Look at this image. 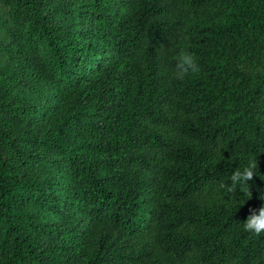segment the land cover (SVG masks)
<instances>
[{
  "label": "trees",
  "instance_id": "1",
  "mask_svg": "<svg viewBox=\"0 0 264 264\" xmlns=\"http://www.w3.org/2000/svg\"><path fill=\"white\" fill-rule=\"evenodd\" d=\"M10 1L52 77L31 135L0 102V264H264V0H85L66 32ZM251 156V196L221 188Z\"/></svg>",
  "mask_w": 264,
  "mask_h": 264
},
{
  "label": "rangeland",
  "instance_id": "2",
  "mask_svg": "<svg viewBox=\"0 0 264 264\" xmlns=\"http://www.w3.org/2000/svg\"><path fill=\"white\" fill-rule=\"evenodd\" d=\"M85 0H35L40 13L53 16L66 32V13L76 2ZM24 15L10 0H0V102L18 135H31L41 124V115L49 99L48 81L52 77L50 49L45 40H26ZM45 171L47 179L58 180L56 192L64 193L65 178L53 168ZM53 183V182H52ZM76 221V219H75Z\"/></svg>",
  "mask_w": 264,
  "mask_h": 264
},
{
  "label": "clouds",
  "instance_id": "3",
  "mask_svg": "<svg viewBox=\"0 0 264 264\" xmlns=\"http://www.w3.org/2000/svg\"><path fill=\"white\" fill-rule=\"evenodd\" d=\"M200 71L197 58L188 51H181L177 58V62L174 70V78L177 80H183L189 73H198ZM259 170V164L256 156L248 158L247 163L242 167H237L230 177V184H221V188H226L229 193H235V190L239 188L247 189L251 196L249 182L257 176ZM259 199L264 200V192L261 193ZM249 215L243 222V228L245 231L260 235L264 233V205L259 209H250Z\"/></svg>",
  "mask_w": 264,
  "mask_h": 264
}]
</instances>
